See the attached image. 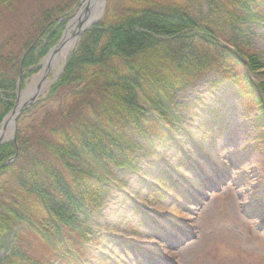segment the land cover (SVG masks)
I'll return each mask as SVG.
<instances>
[{
  "label": "trees",
  "instance_id": "obj_1",
  "mask_svg": "<svg viewBox=\"0 0 264 264\" xmlns=\"http://www.w3.org/2000/svg\"><path fill=\"white\" fill-rule=\"evenodd\" d=\"M34 1L0 0L1 18L27 14L20 31L0 37V123L18 75L39 70L79 0ZM123 2L113 13L107 0L45 95L18 116L15 141L0 145V264H85L84 242L97 239L85 220L113 170L133 171L139 151L172 140L184 108L175 98L189 83L210 76L234 86L264 128V70L250 43L264 0Z\"/></svg>",
  "mask_w": 264,
  "mask_h": 264
},
{
  "label": "rangeland",
  "instance_id": "obj_2",
  "mask_svg": "<svg viewBox=\"0 0 264 264\" xmlns=\"http://www.w3.org/2000/svg\"><path fill=\"white\" fill-rule=\"evenodd\" d=\"M53 1L65 0H41L40 4L50 6ZM106 4L107 0L97 22L103 18ZM76 7L74 4L69 15ZM110 7L111 12H117L124 2L113 0ZM25 12L13 20L4 13L0 17V37L20 31L21 23L27 22ZM63 20L66 25L67 19ZM250 43L264 70V23L252 27ZM44 57L37 64L38 71H34L35 66L26 69L23 81L24 71L20 72V90L24 91L39 74ZM63 57L47 78L63 71L67 62L63 66ZM17 81L18 77L16 88ZM51 84H46L39 98ZM225 86L210 82V76L189 83L175 98L184 108H179L182 117L173 128V140L155 142L150 151H139L133 171L113 170L114 180L106 186L98 213L85 220L84 225L92 228L89 236L97 237L89 244L84 242L85 264H264V128L253 129L256 112L248 106L240 107L236 89ZM205 107L216 117L209 118ZM211 120L217 122L214 130L219 134L210 131ZM196 140H200L202 150L194 146L192 141ZM217 161L222 173L213 170ZM168 176L181 181L192 196L182 185L171 188L163 184ZM201 178L209 179L206 188L201 186ZM158 184L168 194L155 195L153 185Z\"/></svg>",
  "mask_w": 264,
  "mask_h": 264
},
{
  "label": "water",
  "instance_id": "obj_3",
  "mask_svg": "<svg viewBox=\"0 0 264 264\" xmlns=\"http://www.w3.org/2000/svg\"><path fill=\"white\" fill-rule=\"evenodd\" d=\"M105 2L106 0H80L74 13L66 18L67 23L61 34V37L44 57L43 63L41 65V70L39 72V74H41L44 79H47L48 84H51V82L57 78L62 70L60 69L51 78H47V73L53 68L52 62L57 57L58 53L65 49L63 55L64 66L69 53L72 52L76 47L77 41L81 37L82 33L99 20L100 16L103 13ZM65 37H67V41L64 43ZM68 40H70V43H72L70 52L68 51ZM19 80L20 76H18L16 88L17 91L13 108L0 123V132L5 130L6 128L9 129L8 135H6L5 137H0V145L9 140L15 141L16 121L18 116L23 110L27 109L33 103H35L43 92V89L41 88L33 92H25L28 85L25 87L24 91L20 90Z\"/></svg>",
  "mask_w": 264,
  "mask_h": 264
},
{
  "label": "bare ground",
  "instance_id": "obj_4",
  "mask_svg": "<svg viewBox=\"0 0 264 264\" xmlns=\"http://www.w3.org/2000/svg\"><path fill=\"white\" fill-rule=\"evenodd\" d=\"M67 39V37H65V41H64V43L67 41L66 40ZM69 42L67 43V45H69V43H70V40H68ZM63 43V44H64ZM61 52V53H60ZM59 53H58V55H57V57L54 59V61L52 62V66H53V68L55 67V65H56V63H57V60L60 58V56H63L64 55V52H65V49L64 50H62V51H60ZM46 84H48V81H47V79H44L43 78V76L41 75V74H38V75H36L35 77H33L32 78V81L28 84V86H27V89H26V91L25 92H33V91H35V90H37V89H45V86H46ZM8 133H9V129L8 128H6L5 130H3L2 132H0V137H5L6 135H8ZM201 181V180H200ZM210 183V181H209V179L207 178V179H204L203 178V180L201 181V186L202 185H207V184H209ZM261 223H264V222H262L261 221ZM221 262H218V263H216V264H220ZM222 264V263H221Z\"/></svg>",
  "mask_w": 264,
  "mask_h": 264
}]
</instances>
